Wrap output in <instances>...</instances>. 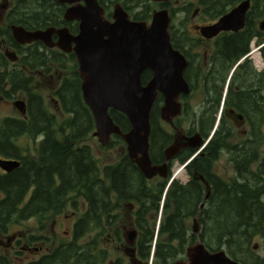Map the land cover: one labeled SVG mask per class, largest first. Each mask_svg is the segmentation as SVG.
I'll return each instance as SVG.
<instances>
[{
  "label": "flooded vegetation",
  "instance_id": "flooded-vegetation-1",
  "mask_svg": "<svg viewBox=\"0 0 264 264\" xmlns=\"http://www.w3.org/2000/svg\"><path fill=\"white\" fill-rule=\"evenodd\" d=\"M35 1L37 0H0V161L19 163V167L9 172L0 166V264H53L52 256L54 252L66 249L73 243L77 247L85 243L82 232L76 236L79 222L86 212L83 182L73 185L72 191L66 189L63 192L61 196L62 203H65V206L60 211H55L54 208L42 211L38 209V201L42 195L38 192L36 177L38 172L42 173L44 169L53 166L52 161L55 160L53 156L55 152L54 145H63L65 148L66 142L71 145V149L68 150L69 154L74 156L76 153H81L79 164L84 162L86 153L89 154L95 168L96 162L99 164L95 148L86 143L84 133L80 134L78 138L69 139V137L75 135L71 131L39 130L36 125L35 116L38 114L47 121L58 124H66L74 117L73 112L66 108L64 104V98H66V94L72 85L78 86V91L72 98L78 101L82 110H84L86 104L83 99L77 57L74 52L66 53L56 46L59 41L57 35L53 36L55 46L49 48L41 41L24 45L19 44L12 33V27L14 26L23 27L29 32L46 31L50 28L56 30L68 28L70 33L76 36L79 33V23L66 21L65 15L70 8L77 4H62L59 0H41L42 12L38 14L36 11L31 10V8L39 6L34 4ZM98 1L100 3V0ZM244 3H248V9L241 30L221 32L213 38H206L202 35V28L214 26L223 17ZM81 5H84V3H81ZM100 5L102 6L101 3ZM115 5H117L116 0H112L111 3L106 4V7L102 6L109 20L112 19L111 8L114 10ZM109 6L111 8H108ZM163 8L169 10L172 18L170 32L173 48L179 51L188 63L184 71V78L191 92L189 95H181L182 114L173 121V125L161 118L165 98L161 94L158 96L151 116L150 147L154 142L153 134L155 133L154 127L156 124L158 131L167 134L169 138L165 140L162 137L164 140L162 147L159 148L160 150H156L155 153L152 151L151 154L150 148V156L157 166L167 164L168 176L172 174L175 162L185 163L188 159L193 158L189 165L187 163L182 165L185 167L182 170V176L180 180L175 182L178 183L179 193L188 194L198 189L201 195L200 204L197 207L198 212L193 210L181 214L182 218L185 219L184 229L181 231L183 232V239L173 240L171 248L184 250V255L175 258V262L172 263L174 264L178 261H187V250L198 242L202 243L201 236L210 232V229L208 230V227H206L207 223L203 219L210 216L208 208L211 200L218 190L224 192V186L246 187V184H252L256 186L255 193L259 203L264 205V155L262 157L259 156V153L255 154L257 161L250 164L245 172L254 174L256 179H245L246 174L239 173L236 167V179L225 180L214 172V164L219 163L224 156H229L230 162L235 163L232 155H236V153L241 155L246 152L245 149L247 148L243 147L242 152L238 148H235L236 151L233 150V152L228 148L214 151L211 144L215 135H212L215 124L206 138L199 130L198 119L204 109L195 116L197 117L196 129L189 128L186 130L181 125L182 119H188L189 99L202 86L206 93L205 103L210 107H214V109L219 104L217 113L219 110L221 112V108H223L219 127L230 128L232 137L235 132L244 137L249 136V138L254 135L255 130H253L246 112L228 105V103L233 105L238 98L240 105L244 106V102L247 101L252 102L256 107L254 109V121L261 125L257 130L259 133L261 132L264 120L260 123L261 111L259 109L261 106L259 105H264L261 99L263 90L259 82L254 85L250 80L252 76L257 80L261 79V75L264 74V65L256 67L250 58L246 59L243 64H238L242 61V58L231 66V55L226 52L220 53L219 47L223 46L225 48L229 39L242 35L244 40L249 42L248 53L253 46H257L258 53L264 63V0H189V2L183 0V3H181V0H171L170 3L164 4ZM179 14L185 17L178 19ZM188 22L189 28L192 30L191 34H189V29L187 30ZM243 65L248 67L250 75L248 78L246 77V69L242 68ZM229 68H231V73L234 71L233 79L236 78V80H232V84L230 82L223 94L224 86L219 83L226 82L227 77L224 79V76ZM145 74L148 79L146 85L152 80L153 73L148 70ZM242 78L249 80L243 82L241 81ZM252 87H254V90H252ZM253 95L255 96L253 97ZM19 105H21V108ZM230 110L243 116L240 127L236 126L233 119L227 117L226 112ZM209 114H212L211 109ZM159 122L170 126L172 132L160 127ZM229 124L230 126L227 127L226 125ZM181 130L188 138L199 133L203 145L199 149L184 148L174 159L167 161L165 152L174 145L176 134ZM158 134L156 133L157 136H161V134ZM224 149L227 150V153ZM231 153L235 154L231 155ZM31 174H34V178L30 177ZM100 175L98 170L97 181L100 180ZM24 177L27 180L25 184L23 183ZM200 177H203L204 181ZM53 178L55 188H58L62 184V180L57 173L53 174ZM154 180L160 181L162 179L156 177L151 181ZM205 182L208 183V186ZM209 192L211 194L207 200L206 196ZM28 205L29 208H27ZM82 208L85 211L80 213ZM69 210H75L72 218L65 215ZM262 217L263 220L259 222V226L255 228V234L251 238V240L258 238L262 244L254 245L251 249L250 241L249 247L252 252L256 251L254 247H257V250L262 248L264 252V212ZM190 219L193 220L194 224L197 220L199 224L198 232L194 231V225L192 228L186 225V221ZM131 220L137 230H134L137 238L132 245L136 256L133 259L134 261H131L125 255L126 248L124 255L129 259L127 264H136L134 262L147 264L139 256L140 232L133 217H131ZM166 240L167 235H162V241ZM110 241L109 246L116 249V246H114L115 240ZM98 242V248L100 249V241ZM107 251L109 252L108 248ZM260 259L258 264H264V257ZM95 264H102L100 255H98ZM107 264H124V261L117 259L111 261L109 259Z\"/></svg>",
  "mask_w": 264,
  "mask_h": 264
},
{
  "label": "trees",
  "instance_id": "trees-1",
  "mask_svg": "<svg viewBox=\"0 0 264 264\" xmlns=\"http://www.w3.org/2000/svg\"><path fill=\"white\" fill-rule=\"evenodd\" d=\"M111 2L112 0H100L103 7H106V4ZM41 3V0L35 1L34 4L39 6L31 8V10L33 12L36 11L38 14L42 12ZM116 3H121L135 21H150L153 11L159 6L152 3L151 0H116ZM136 10L137 12L135 13ZM235 37L229 39L225 48L223 46L219 47L220 53L226 52L232 56H230L231 66L241 60L249 51V42L244 40V36L237 35ZM242 68L246 69V77L248 78L250 75L247 65H243ZM230 70L231 68L226 72L224 79L228 76ZM147 80V75L145 74L143 83L145 84ZM248 80L245 78L241 79L243 82ZM250 81L254 85L258 82L261 84V89L263 90L261 99L264 102V74L261 75L260 80L252 76ZM254 87H252V90H254ZM77 91L78 86H70L66 98H64L65 107L74 114V117L69 122L58 124L53 121H47L38 114L37 116L34 115L38 129L58 132L71 131L75 135L69 137V139L78 138L82 133L87 135L92 130L94 131V122L88 108L85 106L84 110H82L78 101L72 98ZM236 100L233 105L228 103L229 107L246 112L253 130H255L254 135L242 145H232L228 143V140L232 137L231 129L220 126L215 132L211 146L212 148L214 147V151L228 148L231 149V152L235 148H238L240 152H242V149L247 148L245 149L246 152L241 155L236 152V155L231 153L239 173L243 174L248 170L250 164L257 161L255 154L261 145L259 141L260 133L257 130L261 125L254 121V109L256 107L253 103L245 101L244 106H242L238 98ZM249 100L251 101L250 98ZM259 106H261L259 109L261 111V123L264 120V105L260 104ZM218 107L219 104L215 109L214 107H209L206 111L204 109L198 119L199 130L205 138L213 130L216 120L214 115L217 114ZM210 109L212 114H209ZM110 114L123 132L130 130V124L126 117L116 111H111ZM154 128V142L151 145V154L152 151L155 153L156 150H160L159 148L162 147V142H164L162 137L165 140L169 138L167 134L158 131L157 124ZM156 133H159L158 135L161 134V136H157ZM115 139L107 149L114 147L117 141L123 143L120 138ZM65 144V148L63 145H54L55 152L53 156L55 160L52 161L53 166L44 169L42 173L38 172L36 177L38 192L42 195L38 201V209L46 211L54 208L55 211H60L65 206V203H62L61 196L63 192L66 189L72 191L73 185L83 182L86 212L79 222L80 225L76 236L82 232V237H85L86 242L78 247L73 243L66 249L54 252L52 256L53 264H95L98 255H100V262L103 263L109 254L107 246H109L110 240H115L116 243L122 242L120 228L124 223L123 212H127V216L131 214L136 222L140 232L138 242L139 256L147 264L152 257L153 245V264H169L170 261H175V258L179 255H184V250L173 249L171 244L173 240L183 236L181 231L184 229L185 219L182 218L181 214L193 210L198 212L197 207L201 200L198 189L192 193L185 194L183 192L179 193L178 183L175 182L171 185L167 192L164 206L165 211L171 212L167 218V223L160 228L159 236L155 240L156 231L154 222L151 219L158 216L168 181L145 180L140 170L130 162L127 155L118 164L100 167V164L96 162L95 168L89 154L86 153L84 162L79 164L81 153H76L74 156L69 154L68 150L71 149V145L67 144V142ZM98 170L101 174L99 181L96 178ZM54 173H57L62 180V184L58 188H55ZM245 174V179L247 180L256 179L252 173L247 172ZM30 177L34 178V174H31ZM26 181V177H24L23 183L25 184ZM245 186H224V192L218 190L214 194L208 208L210 218L203 219L207 223L206 227L211 226V229L209 228L210 234L208 233L209 237L207 236L208 234H203L201 240L212 252L225 248L228 255L241 264H258L261 259L256 257L255 253L251 251L249 243L255 234V228H258L259 222L263 220L264 205L260 204L256 197V186L252 184H246ZM27 208H29V205ZM90 234H93V237L88 239ZM162 235H167L166 241H162ZM99 239H101L100 249L98 248ZM209 239L212 242H208Z\"/></svg>",
  "mask_w": 264,
  "mask_h": 264
},
{
  "label": "water",
  "instance_id": "water-1",
  "mask_svg": "<svg viewBox=\"0 0 264 264\" xmlns=\"http://www.w3.org/2000/svg\"><path fill=\"white\" fill-rule=\"evenodd\" d=\"M59 2L77 4L65 15L66 21L79 23L76 36L68 28L29 32L23 27L14 26V39L22 45L41 41L52 48L55 46L53 36L57 35L59 41L56 46L63 52H74L77 57L83 99L95 124L94 137L104 148L109 146L113 136L120 137L127 145L131 163L138 167L147 180L155 177L167 179V164L157 166L150 156L152 110L158 96L163 95L165 104L161 118L173 125V121L182 114L181 95H189L191 92L184 78L188 63L171 42L172 19L169 10H156L151 22H140L134 21L124 7L117 4L109 20L98 0ZM152 2L164 4L171 0ZM247 9L248 3L239 5L214 26L202 28V35L213 38L221 32L241 30ZM148 70L153 73V78L144 85L143 75ZM111 111L128 119L131 126L128 132H123L114 122ZM226 115L235 121L237 127L242 125V115L235 114L233 110L227 111ZM202 145L199 133L188 138L181 130L176 134L174 145L166 150V159H174L184 148L198 149ZM0 166L9 172L19 167V163L0 161ZM200 179L204 181L203 177ZM205 184L208 186L207 182ZM210 194H207V200ZM198 228L199 224L195 220L194 231L198 232ZM136 238L135 232L128 233L126 237L130 247L125 250V255L131 261L136 256L132 247ZM187 258V261L174 264H241L233 260L225 250L211 252L201 242L187 250Z\"/></svg>",
  "mask_w": 264,
  "mask_h": 264
},
{
  "label": "rangeland",
  "instance_id": "rangeland-1",
  "mask_svg": "<svg viewBox=\"0 0 264 264\" xmlns=\"http://www.w3.org/2000/svg\"><path fill=\"white\" fill-rule=\"evenodd\" d=\"M187 2H189V0H187ZM181 3H183V0H181ZM108 8H111V7L109 6ZM155 9H158V7L155 8ZM111 12H113L112 8H111ZM136 12H137V10L135 11V13ZM184 17L185 16L182 15V14L178 15V19H183ZM188 29L190 31L189 34H191L192 30H191V28H189V22H188L187 30ZM253 47L256 48L257 46H253ZM253 47L251 48V50L253 49ZM230 73H231V71L229 72V74L227 76V80H226L225 83H223V82L219 83V84H222V86H224L223 87L224 89L222 91L223 94H224V92L226 90V87L230 84V82H232V80L234 78V74L230 78V76H231ZM205 100H206L205 89L201 86L199 88V91L195 92L193 94V96L189 99V105H188V108H187V117H188V119H184V120L182 119V122H181L182 128H184L186 130H188L189 128H191V129H196L197 128V117H195V116L197 114H199V112L202 109L207 110L210 107L207 103H205ZM219 119H220V123H221L220 110H219V112L216 115L215 125H216V123L218 122ZM194 120H195V122H194ZM159 126L172 132L170 126L165 125L163 122H159ZM226 126L228 127V126H230V124L226 125ZM92 134H93V130L90 133H88L87 135H85L86 136V143L89 144L91 147L95 148V153H96V156L99 159L100 167H104V166L110 165V164H118L119 162H121L123 157L126 155V148H125V145L123 143L117 141L114 147H111L109 149H107V148L104 149V148H101V146L98 143V140L96 138H94ZM249 139H250L249 136H247V137L245 136L244 137V136L238 134L237 132H235L233 137L228 140V143H230V144H238V143L241 144V143L247 142ZM259 141H260L261 145L259 146V149H257V153L256 154L259 153V156L263 157V155H264V123L262 125V129H261V132H260ZM224 151L226 152L227 150L224 149ZM191 159L193 160V158H190L185 163H187L189 165V163L192 161ZM185 163L175 162L173 164V168H172L173 170H172V174L170 176V179L171 178H175L174 174L176 173V170L178 168H180V166L184 165ZM233 163H234L233 161L230 162V157L229 156H227V157L224 156L219 163L214 164V172L217 173L218 175H220L221 178L223 177V179H225V180L236 179V172H235L236 166H235V163L234 164ZM162 204H161V208H160V211L158 213V216L156 218L153 217L151 219V221L154 222L155 231H156V233H155L156 234L155 235L156 239L159 236L160 228L165 224L166 217H168L170 212H171V211H164V208L162 210ZM85 210H83V208H82L80 213L85 211ZM74 211L75 210H69L65 215H67L70 218H72V214H73ZM123 215H124V223H123V225L120 228L121 236H122V242H120V243H116L115 242L114 246H116V249L112 248V246H107V248L109 250V254L107 255V259L104 261L105 263L103 262L102 264H107V261L109 259H111V261H114L116 259L117 260H121L122 262L124 261V264H127L128 261H129V259L124 255V250L128 247V244H127L125 238H126V234L127 233H130V232L136 230V228L133 226V221L130 218V217H132V215L129 214L130 216H127V212H123ZM70 221H72V220H70ZM186 225H188L189 227L192 228L193 225H194L193 220L192 219L187 220L186 221ZM208 225H209V223H208ZM209 228L211 229L210 225L208 227V230H209ZM209 234L207 235L208 237H209ZM92 237H93V234H90V236H88V239H91ZM98 241H100V243H101V239H99ZM85 242H86V239H85ZM208 242H212V240L209 239ZM202 243H204V242L202 241ZM257 244L261 245L262 243H261V241L258 238H253L251 240V244H250L251 249H252V247L254 245H257ZM253 252L255 253L256 257H260V258L264 257V252H263L262 248L259 249V250L253 251ZM173 262H175V261H170L169 264H172ZM148 264H153V260L151 259V261Z\"/></svg>",
  "mask_w": 264,
  "mask_h": 264
},
{
  "label": "built area",
  "instance_id": "built-area-1",
  "mask_svg": "<svg viewBox=\"0 0 264 264\" xmlns=\"http://www.w3.org/2000/svg\"><path fill=\"white\" fill-rule=\"evenodd\" d=\"M253 58H254L256 64H257V63L260 64L261 60H260V57H259V56H254Z\"/></svg>",
  "mask_w": 264,
  "mask_h": 264
},
{
  "label": "bare ground",
  "instance_id": "bare-ground-1",
  "mask_svg": "<svg viewBox=\"0 0 264 264\" xmlns=\"http://www.w3.org/2000/svg\"><path fill=\"white\" fill-rule=\"evenodd\" d=\"M176 173L178 174V177L182 176L181 170H177Z\"/></svg>",
  "mask_w": 264,
  "mask_h": 264
}]
</instances>
